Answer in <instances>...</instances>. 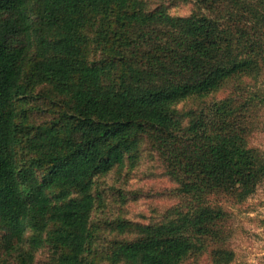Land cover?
<instances>
[{
  "label": "trees",
  "instance_id": "obj_1",
  "mask_svg": "<svg viewBox=\"0 0 264 264\" xmlns=\"http://www.w3.org/2000/svg\"><path fill=\"white\" fill-rule=\"evenodd\" d=\"M0 0V264H181L222 240L226 212L264 179L249 99L181 111L264 68V0ZM145 141L186 203L162 222L121 219L98 237L96 179ZM6 256H13L9 262ZM234 253L213 250L214 264Z\"/></svg>",
  "mask_w": 264,
  "mask_h": 264
},
{
  "label": "rangeland",
  "instance_id": "obj_2",
  "mask_svg": "<svg viewBox=\"0 0 264 264\" xmlns=\"http://www.w3.org/2000/svg\"><path fill=\"white\" fill-rule=\"evenodd\" d=\"M143 1L150 9L164 5L170 14L180 16L188 15L198 7L194 1ZM239 97L249 99V103L253 104L245 124L248 128V145L258 149L264 156V68L256 78L244 76L240 85L229 82L202 101L187 100L179 108L181 111L196 109L224 98L234 102ZM140 149L136 163L130 165L126 161L123 166L96 179L94 193L98 200L92 213V223L97 227L98 237L101 236L100 245L107 238L134 236L133 233H118L114 229L116 221L162 222L171 216V209L186 203L178 194V183L168 174L163 159L146 141ZM211 202L221 204L226 212L222 224L225 232L223 239L208 241L181 264H214L213 250L217 247L233 251L234 257L229 264H264V179L254 193L240 203L221 195L212 196ZM48 255V248L39 249L35 253V264L44 262ZM6 257L9 262L14 261L13 256Z\"/></svg>",
  "mask_w": 264,
  "mask_h": 264
}]
</instances>
